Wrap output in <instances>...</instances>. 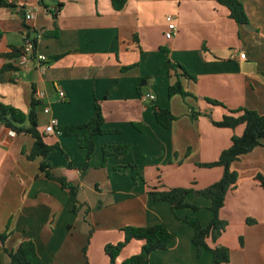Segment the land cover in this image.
Masks as SVG:
<instances>
[{
    "label": "crops",
    "instance_id": "1",
    "mask_svg": "<svg viewBox=\"0 0 264 264\" xmlns=\"http://www.w3.org/2000/svg\"><path fill=\"white\" fill-rule=\"evenodd\" d=\"M3 1L13 7L0 5V101L28 113L34 96L44 92L37 110L42 132L52 118L60 126L88 122L98 101L104 128L118 131L96 137V150L84 176L80 171L87 157L84 139H48L63 147L48 158L54 173L80 187L75 215L69 211L68 192L40 171L42 159L27 158L34 139L13 135L0 120V234L10 235L6 247L13 250L33 240L42 264H86L81 251L88 226L81 220L87 205L93 210L101 204L99 212H91L96 233L88 264H110L105 247L124 240L122 227L161 222L177 237L168 250L152 253L150 264H213L210 251L198 254L192 242L194 229L176 219L168 203L153 201L149 186L199 190L222 178V167L198 164L218 160L244 127L215 126L213 121H220L227 109L207 99L264 115V0H241L248 16V24L242 26L217 0H129L120 11L114 10L111 0H48L47 8L39 0ZM58 2L63 4L57 18L59 37L39 38L38 51L49 60L64 57L43 66L37 60L23 64L21 50L29 29L39 37L54 30L49 11ZM29 9L34 10L33 20L26 18ZM168 15L177 17L179 28L172 40L164 37ZM242 52L245 60L240 59ZM167 58L195 77H181L191 96L169 97L168 89L182 70L173 74L166 66ZM7 64L15 69L1 72ZM127 66L133 67L122 69ZM59 91L66 97L61 99ZM146 94L155 99L144 102ZM155 103L177 116L171 130L157 122ZM46 107L50 114L44 112ZM191 108L202 115L192 119ZM125 144L130 146L127 153L110 156L103 164L104 145ZM232 170L239 174L238 183L220 212L228 227L217 242L209 239L208 243L231 250L226 264H264V186L256 178L264 177V146L243 155ZM140 171L144 182L136 181ZM189 199L201 210L181 213L198 217L208 226L213 216L210 200L193 193ZM63 211L75 216L74 223L69 224L72 218H61ZM250 218L256 223L250 225ZM143 244L130 242L116 264L139 254ZM0 264H13L1 243Z\"/></svg>",
    "mask_w": 264,
    "mask_h": 264
},
{
    "label": "trees",
    "instance_id": "2",
    "mask_svg": "<svg viewBox=\"0 0 264 264\" xmlns=\"http://www.w3.org/2000/svg\"><path fill=\"white\" fill-rule=\"evenodd\" d=\"M129 0H111L114 10H122ZM222 5L226 6L230 11V17L234 19L240 26L248 24V16L245 11L244 4L241 0H217ZM47 0H39V3L47 8ZM0 5L13 7L3 0H0ZM63 7V4L58 2L54 10H50L49 13L55 20V29L52 31H45L39 37L37 32H33L29 29L26 37H33L36 49H38V41L41 37L43 39L58 38L59 28L57 24L58 14ZM35 33L36 35H34ZM136 40H138L136 38ZM64 57V54L55 55L50 60L43 62L42 65L51 64ZM166 66L171 70L178 71L182 70V74H178V80L176 83L171 85L168 89V95L170 98L180 95L183 98L191 96L188 93L181 81V77L189 79H195L184 66L179 63H173L171 59L166 60ZM133 66L123 67V70H129ZM15 68L10 65H4L1 72L11 71ZM147 79H141L140 82H145ZM142 84V83H141ZM213 105L223 106L227 109V113L223 118L216 122L213 121L214 125L219 128H228L236 130L239 126H243L244 130L241 135L234 134L232 137V144L229 148L225 149L218 160L210 163L198 164L203 168H214L222 167L224 174L222 178L214 184L204 189L194 188H165L163 186H149V195L155 202H166L171 206L172 212L176 219L187 223L194 229V235L192 242L197 249L198 254L203 251H210L213 255V264H226L230 262L231 250L225 246H217L212 248L208 240L211 239L213 242H217L218 239L223 235L228 227V221L220 217V212L225 206L226 197L228 193L235 189L238 183L239 174L232 170V164L243 155L249 154L258 147L264 146V115L260 114L256 110L248 108L229 109L224 106L221 102L216 100L207 99ZM41 105V100L34 96L30 111L28 113L23 112L13 106L6 105L0 101V120L3 121L4 126L14 131L18 135L30 136L34 139V145L32 151L27 155L29 160H36L41 158L40 171L44 173L48 180L56 181L60 184L62 189L68 192L69 211L73 214H78L80 201L78 194L80 187L70 181L66 176H56L54 173L55 167L52 162L48 160L49 156L55 150H62L63 147L60 142L56 141L50 143L48 139L51 137H82L84 144L82 147L87 150V157L85 165L80 168L82 176L87 173L90 167V160L96 150V137L107 133H116V131H108L104 128L105 117L102 111V107L98 101L95 102L94 115L88 122L85 123H74L64 125L56 128V134L48 135L45 132L40 131L38 121V107ZM154 114L157 122L167 130H171L174 122L177 120V116L167 108L158 104H154ZM201 112H197L191 108L190 116L192 119H197ZM137 125V124H136ZM137 127H139L137 125ZM141 129V128H140ZM129 145H104L103 146V164L106 163L110 156L122 155L129 151ZM70 168L74 167V164L70 163ZM135 167V166H133ZM140 180L144 181L143 176L140 174ZM261 184L264 186V177L259 174L256 176ZM204 197L210 200L211 205L209 210L212 212V219L208 226H203L200 219L195 216H189L182 214L181 211L185 209H192L193 211H200L199 206L194 205L190 199V194ZM247 222L252 225L256 223V220L250 218ZM124 232V240L117 243L107 244L105 247V253L110 258V264H116V260L122 253L124 248L132 241H142L141 252L133 255L121 264H150L151 255L155 251L168 250L177 234L170 231L167 225L163 222L150 225V226H132L127 225L122 228ZM9 238V233L0 234V243L3 245L5 252L11 258L13 264H42V258L38 252L36 243L33 240L23 241L18 248L9 250L6 247V241ZM243 245V238H241Z\"/></svg>",
    "mask_w": 264,
    "mask_h": 264
},
{
    "label": "built area",
    "instance_id": "3",
    "mask_svg": "<svg viewBox=\"0 0 264 264\" xmlns=\"http://www.w3.org/2000/svg\"><path fill=\"white\" fill-rule=\"evenodd\" d=\"M26 18L28 20H33L35 18V13L33 9H29L26 14ZM166 22H167V29L165 31V37L168 40H172L175 38V36L178 33V22H177V17L175 15H168L166 17ZM34 38L33 37H26L24 46L21 50V62L23 64L29 63L31 61L37 60L41 66L43 62H46L48 60V57L45 54H42L36 49L35 43H34ZM247 57L246 53L242 52L240 53V59L245 60ZM59 96L61 99L66 97V94L64 91H59ZM46 97V94L44 92H38L37 93V99L43 100ZM142 99L144 102H148L150 100H154L155 96L153 94H146L142 96ZM44 112L46 114L51 113V109L49 107L44 108ZM59 123L56 118H52L49 122V124L45 128V133L48 135H54L56 134V128L58 127ZM12 134L15 135V132L12 131Z\"/></svg>",
    "mask_w": 264,
    "mask_h": 264
},
{
    "label": "rangeland",
    "instance_id": "4",
    "mask_svg": "<svg viewBox=\"0 0 264 264\" xmlns=\"http://www.w3.org/2000/svg\"><path fill=\"white\" fill-rule=\"evenodd\" d=\"M47 2H49L47 0ZM166 26H167V23H166ZM165 37V35H164ZM46 40V39H44ZM164 52H166V55L168 56V52L164 50ZM168 59V58H167ZM170 59V58H169ZM171 71V70H170ZM173 74H175L174 70H173ZM180 98V97H179ZM140 174L143 176L142 172L140 171ZM136 181L140 182V175H139V172H137V176H136ZM144 182V181H143ZM261 182V181H260ZM164 187V186H163ZM87 208L85 209L84 211V214H83V217H82V223L87 225L88 226V232H87V236H86V245L83 247L81 253H82V257L83 259L85 260V263L88 264V252H89V246L91 245V242L93 241L94 239V234L96 233V228L93 227V218H92V214L91 212L94 211V212H99L100 209H101V204H96V207L93 208V210H91V206H86ZM61 218H64L66 216V219L69 220V218H72L71 221L69 220V224L71 223H74V220H75V216L74 215H67L64 211L61 212ZM73 214V213H72ZM76 215V214H75ZM90 215V216H89ZM70 216V217H69ZM73 216V217H71ZM88 216H89V219H88ZM92 223V224H91ZM89 226H91L89 228ZM123 228V227H122ZM121 228V231L123 232ZM60 229V227H58V230ZM68 229V227H67ZM79 230V229H78ZM124 233V232H123ZM10 236V235H9ZM72 260L74 261V257H72Z\"/></svg>",
    "mask_w": 264,
    "mask_h": 264
},
{
    "label": "water",
    "instance_id": "5",
    "mask_svg": "<svg viewBox=\"0 0 264 264\" xmlns=\"http://www.w3.org/2000/svg\"><path fill=\"white\" fill-rule=\"evenodd\" d=\"M1 122H3V121L1 120Z\"/></svg>",
    "mask_w": 264,
    "mask_h": 264
}]
</instances>
